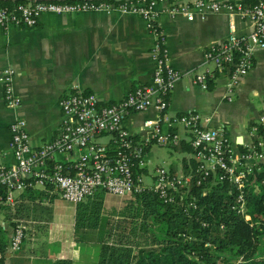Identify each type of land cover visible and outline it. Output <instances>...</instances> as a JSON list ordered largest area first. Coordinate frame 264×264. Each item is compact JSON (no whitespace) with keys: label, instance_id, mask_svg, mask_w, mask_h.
Instances as JSON below:
<instances>
[{"label":"built area","instance_id":"1","mask_svg":"<svg viewBox=\"0 0 264 264\" xmlns=\"http://www.w3.org/2000/svg\"><path fill=\"white\" fill-rule=\"evenodd\" d=\"M159 1L123 0L115 5L32 0L12 10L0 8V28H33L42 14L131 12L142 18L148 31L154 35L151 56L156 62L149 82L132 88L116 102L101 104L93 94L77 89L60 98L58 133L38 148L33 149L29 145L24 121L19 118L13 120L8 126V146L13 158L11 165L1 162L0 151V186L6 188L5 204L12 205L15 202L13 193L21 192L25 180H30L34 187H48L71 206L98 191L120 199L152 191L163 203L175 202L176 198L179 202L189 199L185 205L192 206L188 187L193 173H199L200 179L195 181V185L206 180L208 186L215 183L228 185L231 189L228 194L234 193L231 210L245 222L249 221L245 213L243 187L253 172L259 170L258 164L264 162V148L256 142L238 155H233L223 130L209 128L207 119L197 113L166 115L168 96L180 74L167 65L162 36L154 21L156 14L153 7ZM194 10H226L239 14L252 24L249 35L239 36L230 30L222 42L204 49L201 61L203 69L192 73V82L201 91L207 90L208 83L213 82L217 75L226 76L227 100H231L232 90L252 68L254 52L264 50V0L249 3L237 1L233 4L196 1L191 6L170 3L167 7L168 14H183L187 19H191ZM199 18H203V15ZM12 75L10 70H4L0 76L3 104L9 110L19 106V98L11 87ZM149 109L154 110L156 116L141 124V129L147 132L146 138L140 140L136 137L137 140H132L133 135L122 126L123 120L132 113ZM255 131L256 127L250 128V134ZM109 143L116 145L111 155L107 151ZM150 143L164 149L186 144L191 151H180L185 157L184 164L187 167L189 160H193L195 169L185 172L182 165L176 173L161 164L144 174V149ZM134 168L139 171H134ZM24 232L22 224L14 227L7 242L10 252L20 250Z\"/></svg>","mask_w":264,"mask_h":264},{"label":"crops","instance_id":"2","mask_svg":"<svg viewBox=\"0 0 264 264\" xmlns=\"http://www.w3.org/2000/svg\"><path fill=\"white\" fill-rule=\"evenodd\" d=\"M196 1L233 4L244 0H160L155 4L154 21L162 36L167 65L180 74L168 96L166 115L197 113L207 119L209 128L223 130L233 155L252 145L255 137L264 145V133L259 137L250 134L251 127L260 126L264 130V50L254 52L252 68L232 90L231 100H227L228 82L224 75H217L205 91L192 82V73L203 69L204 49L222 42L230 30L239 36L249 35L252 24L226 10H194L191 19L183 14L172 16L167 13L170 3L191 6ZM200 15L203 18L200 19ZM154 42L155 37L148 31L146 22L131 12L42 14L33 28H0V76L4 70L13 73L11 87L19 98L18 108H5L0 85L1 162L5 165L13 163L8 146V126L13 120L24 121L29 145L35 149L57 135L58 101L72 90L91 93L101 104H109L121 100L132 88L147 84L156 67L151 56ZM155 116L152 109L132 113L123 120L122 126L131 135L144 140L147 132L141 129V124ZM144 155V174L161 164L177 173L185 161L180 150L164 149L154 143L147 146ZM19 194L13 193L14 199ZM57 199L51 205L52 213ZM0 225L8 237L10 227L7 222L0 219ZM28 229L25 227L18 252L12 253L6 248L2 264H47L53 258H67L71 264H86L83 257L74 254L75 242L64 247L63 226L55 219L49 224L48 239L42 242L40 249L34 242L26 241ZM31 237L36 238L33 234ZM64 251H68L67 254Z\"/></svg>","mask_w":264,"mask_h":264},{"label":"trees","instance_id":"3","mask_svg":"<svg viewBox=\"0 0 264 264\" xmlns=\"http://www.w3.org/2000/svg\"><path fill=\"white\" fill-rule=\"evenodd\" d=\"M153 1L159 0H145L146 3ZM25 2L0 0V8L12 10ZM263 133L264 130L256 126L255 135L259 137ZM131 139L137 140L135 136ZM115 147L109 143L108 154H113ZM172 149L191 151L183 143ZM182 165L185 172H193L196 164L189 160L187 167ZM258 168L243 187L248 222L231 210L234 193L228 194L231 190L228 185L215 183L208 186L207 180L195 185L200 174L193 173L188 187L192 206L185 205L189 199L179 202L176 198L175 202L163 203L154 192L144 191L134 194L119 209L105 211V194L101 191L93 193L73 206L72 241H77L79 232L101 228L95 264H264V162L259 163ZM5 191V186H0V219L7 222L10 230L7 237V231L0 225V264L8 238L18 223L30 229L26 230L29 235L34 231L43 236L47 234L52 222L51 205L58 198L48 187L36 188L30 180H25L12 205L4 203ZM47 264L71 262L67 258H53Z\"/></svg>","mask_w":264,"mask_h":264},{"label":"rangeland","instance_id":"4","mask_svg":"<svg viewBox=\"0 0 264 264\" xmlns=\"http://www.w3.org/2000/svg\"><path fill=\"white\" fill-rule=\"evenodd\" d=\"M253 139L256 140V142L259 143L262 148H264L262 141H259V139L256 137ZM250 146L251 145H248L249 148ZM161 153H163V151H161ZM236 155H238V153ZM126 201H128V199H120V198L105 194L104 200H103L104 210L105 211L107 210L109 211V209L117 210ZM72 208L73 207H71L70 205L61 201V199H57L55 208L53 209V213H52L53 221L55 219L57 223H60L63 226L62 231H64L65 233L64 234L65 241L63 242V245L66 248H68V246L73 243L72 236L70 234L71 223H72L71 221L72 220V214H71ZM32 234L33 236L37 238V240H35L36 238L31 237ZM31 235H28V233L26 234V241L34 242V244L37 245L36 248L40 249V245L42 244V242H46V240L48 239V230H47V234L44 236L42 235L41 232L39 233L38 231L32 232ZM76 238H77V241L75 242L76 245L74 247V254L76 256L79 255L83 257V259L87 261L86 264H95L97 260V254H98L99 239L101 238V228L87 231V232H79L76 235ZM67 252L64 251V254H67Z\"/></svg>","mask_w":264,"mask_h":264}]
</instances>
